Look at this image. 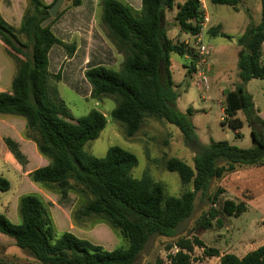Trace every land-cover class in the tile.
Returning <instances> with one entry per match:
<instances>
[{
  "label": "trees",
  "instance_id": "16d2710c",
  "mask_svg": "<svg viewBox=\"0 0 264 264\" xmlns=\"http://www.w3.org/2000/svg\"><path fill=\"white\" fill-rule=\"evenodd\" d=\"M54 2L56 0L47 6L42 0H29L17 30L0 19V40L7 55L22 57L17 60L11 92L0 93V115L23 118L24 137L34 142L39 155L47 160L45 166L28 174L31 182L57 189L60 198L69 188H81L90 199L80 210V215L100 217L126 239L127 246L107 251L69 232L56 235L42 200L34 194L19 198V224H12L0 215V233L11 237L18 248L27 251L40 264H132L150 236L170 237L174 233L191 215L197 193L204 194L212 180H220L241 167L264 165V121L256 114L252 98L245 89L251 80H264L261 60L264 0H260V22L247 27L237 39L239 83L225 94L223 112L226 118L221 122L230 130H238L243 125L237 118V113L241 112L251 127L253 146L250 149H240L225 142L200 145L191 120V109L182 113L176 108L179 92L172 80L170 56L176 54L193 59L195 55L187 44L174 42L167 36L165 12L173 9L174 0H141L139 15L118 0L101 1V20L124 60L118 71L101 64L87 67L83 76L91 88L90 98H115L116 106L110 117L124 125L128 138L139 130L146 117L164 120L180 131L185 144L195 155L193 167L177 158H170L165 163L166 170L177 173L182 185L191 184V189L178 198L166 197L162 185L148 175L132 178L131 170L137 161L128 151L112 146L102 158L84 151L87 142L98 138L106 118L91 110L74 120L63 102L55 103L50 96L48 53L54 45L67 47L51 31L52 23L61 12L42 27L49 18L48 8ZM212 2L236 9L238 0ZM73 4L79 6L80 0H73ZM198 9L197 0H186L177 5L175 23L191 37L198 32ZM212 32L216 35L217 30ZM19 35L24 36L25 43L20 42ZM185 68L187 73L193 72L191 61ZM4 143L14 159L21 166L26 165L16 144L9 139ZM9 188L8 181L0 178V193ZM222 192V189L215 190L210 199L212 205ZM245 210L242 202L235 204L226 200L222 205V211L228 217H238ZM208 217L204 223L207 227L212 220L220 223L215 210H209ZM175 245L177 252L170 257L171 264H190L193 247L201 249L206 256L217 257L219 264H264V245L242 258L230 253L220 255L197 238L182 239ZM0 264L15 263L0 260Z\"/></svg>",
  "mask_w": 264,
  "mask_h": 264
},
{
  "label": "rangeland",
  "instance_id": "374dc122",
  "mask_svg": "<svg viewBox=\"0 0 264 264\" xmlns=\"http://www.w3.org/2000/svg\"><path fill=\"white\" fill-rule=\"evenodd\" d=\"M68 1V9L76 7L73 0ZM101 1L98 0L96 12L90 22L93 27L69 25L72 32L68 33L67 47H55V50L62 49L68 58L69 66L65 68L66 61L60 62L59 60L48 69L47 87L50 96L55 103L63 102L74 120L86 116L91 110L100 112L106 118L105 127L98 138L87 142L84 146V151L87 154L102 158L108 148L120 147L136 157L137 163L131 170L132 178L140 179L144 175H148L154 182L162 185L166 197L178 198L185 191L191 189V184L182 185L177 173L166 170L165 163L170 158H177L189 167H193L195 155L193 149L185 144L180 131L164 120L146 117L139 130L128 138L124 125L110 117V112L116 106L115 98L111 96H103L98 100L90 98L91 88L83 76L84 66H79L80 63H78L81 54H86L89 60H92L91 58L97 60V62H92L93 65L101 64L114 71L120 69L124 60L123 54L117 51L109 37L108 28L101 20ZM118 1L129 5L134 14L139 15L141 0ZM174 1L175 4H178L186 0ZM204 1L209 16L204 42L211 49L204 66L209 88L203 91L196 83V74L191 72L187 75L185 73V67H182L185 65L183 57L171 54L172 64L179 66V70L173 72L174 86L179 92L175 106L182 113L191 109V120L200 145L225 142L240 149H250L253 146L251 127L247 125L241 112L237 113V118L243 122V125L238 130H230L226 125L222 126L221 122L223 121L222 110L225 94L239 82L236 55L237 39L247 27L255 26L260 22V0H238L237 10L231 6L213 3L212 0ZM60 8L57 14L60 12ZM175 15L176 6L165 12L164 26L167 36L174 42H184L191 47L192 37L182 32L176 25ZM217 25L220 29L209 28V26ZM212 30H217L216 35ZM19 40L21 43H25L23 35H19ZM77 45H81L79 57L75 61H69ZM71 48L72 50H70ZM6 55L5 46L0 40V72L3 77L0 93L11 92V81L16 74L17 60L22 59L16 54L8 55L15 65L13 74H11L12 78H9L8 70L3 69L2 65L7 60ZM262 56L264 65V45ZM186 66L189 64L187 63ZM246 90L259 109L258 116L264 121V80H251L246 86ZM14 119L25 123L21 117L0 115V120ZM8 135L9 132L0 126V178L7 180L10 186L7 192L0 193V215H4L12 224H19V198L26 194H34L42 200L48 215L52 221H55L56 235L69 232L93 245L101 246L107 251L127 246L126 239L100 217L80 215V210L90 199V196L81 188L76 186L69 188L66 195L60 198L61 195L57 189L38 186L31 182L28 175H25L26 169L39 167H33L36 162L29 152H24L29 159L26 168L15 161L13 157L11 162L7 160L5 158L7 148L1 138ZM247 168L249 167H241L237 170ZM255 170H258L257 174L250 179L253 188L236 184L240 180V174L232 175L230 173L220 180H212L204 194L197 193L191 215L179 224L174 233L170 237L150 236L132 264H171L170 257L177 252L175 244L182 239L191 241L193 238H197L206 247L216 249L219 254L236 253L241 256L247 252L252 246L251 241L264 235L262 234L264 232V169ZM236 177H239V180L236 181ZM69 184L73 186L72 181ZM257 184H260L258 189L255 188ZM216 189H222L223 192L218 195L217 201L212 205L210 199ZM58 200L61 201L58 202ZM226 200H231L235 204L248 203L247 210L238 217H228L222 211V205ZM211 209L217 212L220 223L212 220L210 221L211 225L207 227L204 223L209 219L208 212ZM190 257V264H219L216 257L204 255L203 251L197 247H193ZM0 260L15 264H40L27 251L18 248L11 237L1 233Z\"/></svg>",
  "mask_w": 264,
  "mask_h": 264
},
{
  "label": "crops",
  "instance_id": "0c3cea01",
  "mask_svg": "<svg viewBox=\"0 0 264 264\" xmlns=\"http://www.w3.org/2000/svg\"><path fill=\"white\" fill-rule=\"evenodd\" d=\"M52 1L53 0H42V2L47 6H49L52 3ZM68 2H69L68 0L63 1L61 8H60L61 15L58 17L57 20L54 21V24L51 27V31L54 34V36L66 45L68 44V33L72 32V31H70L69 25L93 27V25L90 22L93 19V14L96 12V4H97L98 0H80L79 6L69 8V9H68ZM179 4H182V3L175 4V1H174V7L176 6V11H177V5H179ZM28 7H29V0H0V19L3 22H5L8 26L13 28L14 30H17L20 26L22 16H23L24 12L28 9ZM210 27H215V28L220 29L219 25L209 26V28ZM58 46L59 45H54L48 53V62H49L48 69L51 68V66L53 67L55 65V63L58 62L59 60H60V62L63 60L66 61L65 65H64L65 68H68V66H69L68 65V58L62 52V49L55 50V47H58ZM80 50H81V45H77L76 50H75L72 58L69 61H73V60L75 61V59H77L79 57L78 54H80ZM238 50L239 49L236 50V55H237ZM262 54H263V47H262ZM108 55H109V53H108ZM6 58H7L6 61H9V62L5 61V63H2L3 69H5L6 71L8 70V74H9L8 76H9V78H12L11 74H13L12 72L14 71L15 65L13 64L11 58L8 55H6ZM78 59H80V61H78V63H80L79 66H84V68H83L84 72L89 65H93L92 62H97V60H93V58H91L92 60H89L88 56L86 54H83V53L81 54L80 58H78ZM183 59L185 60V65L182 67H185L186 64L187 63L189 64L191 60L187 56H184ZM175 70H179V66L173 65L171 62L172 80H173V72ZM184 70H186L185 73L188 75L187 69L185 68ZM2 81H3V77H2V73L0 72V85H1ZM173 83H174V81H173ZM248 83L246 84V86L248 85ZM174 85H175V83H174ZM246 86H245V89H246ZM233 89H234V86H233ZM246 92H247V90H246ZM252 102L254 105V109L256 110V114L258 115L259 109L256 107L253 100H252ZM0 126L4 130L9 132V135L7 137H2L1 140L4 143V140L7 138L11 142L16 144L18 151L25 158L26 165L23 166L24 168H26L27 165L29 164L28 156L24 153L25 151L29 152L32 155V157L35 159L34 162H36V164L33 167H35V166L43 167L47 164V161L39 155L34 142H32L31 140H28L24 137V131H25V123L24 122L19 121V120H15V119L14 120H0ZM4 145L7 148L5 143H4ZM12 157H13L12 154L10 153V151L7 148V151L5 152V158L7 160H10V162H11ZM255 169L263 170L264 165L260 166V167H249L247 169L236 170L235 172H233L232 175L240 174V180H239V177L235 178L236 181L239 180V181H237L236 184H240V186H242V187L253 188L254 186L251 185L252 182L250 183V179L252 177H255V174H257L256 171H258V170H255ZM33 170H35V169H32V167L30 169H26L25 175H28ZM258 177H259V175H258ZM259 187H260V184H257V187H255V188L258 189ZM253 190H256V189H253ZM244 204H245V208L247 210L248 203H244ZM53 205L56 206L54 203H53ZM57 207H59V205H57ZM53 223L55 224L54 220H53ZM262 234H264V232H262ZM263 239H264V235L262 237L256 238L255 240L253 239L251 241V245H252L251 248H249V250L247 252H245L244 254H242L241 256L236 254V253H230V254H233V255L237 256L238 258H242L247 253L254 251L258 247L263 246L264 245ZM220 255H222V254H220Z\"/></svg>",
  "mask_w": 264,
  "mask_h": 264
},
{
  "label": "built area",
  "instance_id": "2783aa9c",
  "mask_svg": "<svg viewBox=\"0 0 264 264\" xmlns=\"http://www.w3.org/2000/svg\"><path fill=\"white\" fill-rule=\"evenodd\" d=\"M199 6V24L198 32L192 36L191 48L194 51L195 57L191 60L193 74L197 76V85L203 90H207L208 79L204 69L205 64L207 63L208 57L211 53V49L204 42V36L206 32V27L209 23V16L206 12V5L204 0H197ZM223 111V110H222ZM226 118L224 112L222 114V119Z\"/></svg>",
  "mask_w": 264,
  "mask_h": 264
},
{
  "label": "water",
  "instance_id": "95a60500",
  "mask_svg": "<svg viewBox=\"0 0 264 264\" xmlns=\"http://www.w3.org/2000/svg\"><path fill=\"white\" fill-rule=\"evenodd\" d=\"M63 0H56V2H54L49 8H48V14H49V18L43 22L42 27L46 26L47 24L50 23V21L55 18L61 4H62Z\"/></svg>",
  "mask_w": 264,
  "mask_h": 264
}]
</instances>
